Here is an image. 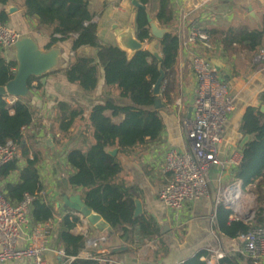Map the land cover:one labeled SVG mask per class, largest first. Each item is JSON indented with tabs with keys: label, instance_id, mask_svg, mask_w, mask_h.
<instances>
[{
	"label": "crops",
	"instance_id": "1",
	"mask_svg": "<svg viewBox=\"0 0 264 264\" xmlns=\"http://www.w3.org/2000/svg\"><path fill=\"white\" fill-rule=\"evenodd\" d=\"M114 1L117 0H88L90 12L97 24V35L100 42L117 46L112 30L113 26L117 25L120 29H127L132 25L136 30L138 8H136L135 15L131 12L128 15L129 22L126 20L123 22L122 15L126 11L122 8L125 7L127 10L128 3L133 5V0H118L120 3L118 8H115ZM227 1L231 2L232 0ZM259 2L264 4L261 0ZM171 4L174 5L175 19L173 25L168 29L175 33L179 24V6L192 11L196 5V0H171ZM99 6L101 9L97 12L95 9ZM149 6L146 7L148 14L160 26L155 19L156 12L152 13ZM12 8L16 9L15 14H9V10ZM0 11H5L8 14L9 22L7 25L22 36L34 40L41 50H47L46 46L50 42L49 30L39 26L37 19H28L24 16L25 8L22 0H11L7 6L0 4ZM206 14H201L200 17L196 18L203 23L206 20ZM196 18H192L193 21ZM104 29H108L110 34L103 40L100 37V32ZM203 29L210 34L211 40L213 34L210 32L217 33L216 30ZM73 43L74 38L52 46L51 49L62 50L59 65L53 71L33 82L29 98L24 99L34 114L33 123L26 129L25 133L28 132L35 136L33 141H26V145L32 151L41 154L39 165L40 181L43 188L41 197L44 202L54 208L55 212L54 218L50 220L53 224V230L51 232V250L46 254L47 264L61 263L57 252L63 250L58 242L63 218L66 215L76 217L75 215L78 214L65 208L62 201L63 197L69 198L78 195L83 200L84 191L68 184L71 169L67 166L66 153L75 148L86 150L88 145L93 143L91 130L88 128V118L95 105L104 104L107 100H112L116 105L129 104V100L119 96L116 87L110 88L106 85L102 68H100L97 87L93 91L84 92L77 85L67 81L62 70L73 62L75 56L92 57L97 60V49L83 47L77 52H73ZM218 45L214 55H208V52L214 51V48L209 51H205L200 45L193 48V51L208 56L210 60H220L224 64L225 68L218 73V77L221 82L226 84L229 94L235 99L236 110L229 115L225 136L219 145V159L222 165L213 168L210 174L211 198L186 202L179 222H176L173 213L158 200L159 191L171 180V176L163 172L165 153L169 149H176L181 152H186L189 149L184 120L192 116L197 78L193 68L192 53L179 49L174 71L168 75L165 82V84L170 83L171 75L175 79L174 86L170 83L171 102H167V99L160 95L163 104L160 114L165 125L160 137L156 141H149L135 148L109 150V152L116 151V157L122 167L118 181L124 183L131 190L134 200L141 202L143 206L141 216L151 220L160 233L156 237L143 238L137 229H130V232L124 235L122 227L113 229L111 226L101 232L93 226L85 224L79 218L71 233L85 237V245L79 254L80 256L104 249L107 251L108 257H111L118 264H182L205 251L208 255L201 257V260L208 264L207 261L212 252L220 250L226 257L234 258L233 264H264V262H255L246 255L237 253L241 246L239 239L230 240L219 234L215 221V196L218 189L235 181H241L235 178V170L242 160L241 145L244 140L240 133V127L244 113L249 107L263 106L260 103V96L264 93V64L257 61V54L260 49L256 53L247 49L241 53H234L232 49L238 47L226 49L222 43ZM0 57L6 61L16 60V52L14 48L8 50L0 48ZM4 99L7 102L8 97ZM61 102L72 107H80L84 112V119L76 120L69 131V136L64 141H60L63 133L59 131V123L55 119L59 112L58 104ZM191 108V116L188 118ZM106 115L112 116L111 112H107ZM113 121L120 122L121 118H113ZM47 139L52 140L50 146L45 142ZM31 153L30 151L28 156L31 157ZM22 154L19 157L21 169L26 165ZM17 178L18 173H14L10 181L16 182ZM249 187L255 189L254 185ZM59 203L60 208L57 207ZM35 225L31 223V226ZM0 264H30V262L10 261Z\"/></svg>",
	"mask_w": 264,
	"mask_h": 264
},
{
	"label": "trees",
	"instance_id": "2",
	"mask_svg": "<svg viewBox=\"0 0 264 264\" xmlns=\"http://www.w3.org/2000/svg\"><path fill=\"white\" fill-rule=\"evenodd\" d=\"M28 19H37L38 25L49 30L50 42L46 46L50 50L57 43H64L74 38L72 50L77 52L83 47L97 49V60L92 57L75 56L73 62L62 70L70 84L77 85L84 92L96 89L100 68L103 69L105 83L108 87H116L122 99L129 100L128 105H116L112 100L95 105L89 114L88 128L91 130L92 144L86 150L75 148L66 153L67 166L71 169L68 184L81 188L83 200L95 213L109 223L113 229L122 227L126 235L130 229H137L143 237H156L159 230L156 225L144 216L134 217L135 200L131 190L118 181L122 171L116 156L109 153L110 149H128L156 141L164 130V122L160 110L155 108L157 96L154 86L160 76L159 68L165 71L166 77L160 88V95L171 102L170 83L165 84L167 77L174 71L179 54V39L174 32L165 36L160 42L159 50L162 60L158 61L145 51L138 52L132 59L117 46L100 42L97 35V24L93 23V14L89 9L88 0H22ZM148 7L152 0H136ZM11 0H0L7 6ZM147 8H138L136 16L137 38L150 41V30L147 21ZM155 19L161 27L168 28L174 23L171 0H158ZM9 22L8 14L0 11V23ZM214 34L213 31L210 32ZM226 49L242 47L256 53L264 43V29L249 31L229 30L221 39ZM17 61H6L0 57V86H5L15 74ZM41 77H33L32 83ZM160 98V96H159ZM161 99V98H160ZM264 106V93L260 96ZM55 117L59 123V131L63 133L60 141L69 136V131L76 120L84 119L80 107H72L67 103L58 104ZM111 112L112 116L106 115ZM34 114L24 99H17L9 105L0 99V146L14 141L21 149L25 158L24 168L19 167L20 158L0 167V181L4 185L5 198L12 204H19L26 195L34 196L29 219L32 224L50 221L54 218V208L43 201V188L40 181L39 165L41 154L32 151L23 141H33L35 136L25 133L33 123ZM113 118H121L114 122ZM240 133L248 138L242 148V160L235 170V178L243 182V187L254 185L255 212L254 218L247 223L243 220L231 219V210L219 206L215 214L216 229L222 236L234 240L247 234L251 229L264 227V113L261 106L249 107L242 118ZM31 157L28 156L29 152ZM18 173L16 182L10 178ZM70 215L63 218L58 234V242L68 256L78 257L85 245V237L72 234L79 218L70 221ZM207 252H200L194 258L182 264H206L201 257ZM234 258L226 257L222 262L233 264ZM71 264H96L94 261L79 258Z\"/></svg>",
	"mask_w": 264,
	"mask_h": 264
},
{
	"label": "built area",
	"instance_id": "3",
	"mask_svg": "<svg viewBox=\"0 0 264 264\" xmlns=\"http://www.w3.org/2000/svg\"><path fill=\"white\" fill-rule=\"evenodd\" d=\"M212 0H196L192 11L183 6L178 8V27L175 31L179 39V49L192 53L193 68L197 78V90L194 97L192 116L184 120L189 149L181 152L169 149L164 156V174L170 175V182L158 193V200L172 213L176 222L181 220V212L186 202L202 198H211V170L221 166L219 145L222 143L230 113L235 110V99L229 94L226 84L220 81L208 56L193 51L200 45L205 51L213 49L210 34L197 26L192 14L205 8ZM264 3V0H261ZM96 23L95 20L92 21ZM21 34L7 24L0 23V48L8 50L14 47ZM257 61L264 64V44L257 54ZM11 72L16 74L17 68ZM18 98L8 97L12 105ZM21 149L14 141L0 146V167L19 158ZM245 189L242 181L218 189L215 196V214L219 206L231 210V219L247 223L254 218V210L245 208ZM34 196L26 195L19 204H12L4 194V185L0 181V263L10 261H29L30 264H47L46 254L51 250V221L31 226L29 212ZM253 203V200H251ZM85 224L87 221L76 214ZM73 221L74 216H70ZM240 250L255 262H264V227L251 229L240 236ZM60 264H71L82 258L96 264H118L104 249L78 257L68 256L59 250ZM226 255L220 250L212 252L208 264H223Z\"/></svg>",
	"mask_w": 264,
	"mask_h": 264
},
{
	"label": "water",
	"instance_id": "4",
	"mask_svg": "<svg viewBox=\"0 0 264 264\" xmlns=\"http://www.w3.org/2000/svg\"><path fill=\"white\" fill-rule=\"evenodd\" d=\"M133 5L136 8L145 9L146 7L133 0ZM16 9L9 10V14H13ZM248 11L251 16L255 18L252 8L249 7ZM147 21L150 30V41H141L137 38V32L134 26L130 25L127 29H120L117 25H114L112 30L117 42V47L127 54L128 59H132L138 52L145 51L151 55L154 59L161 61L162 54L159 50L160 42L165 36L171 33L168 28L160 27L149 14H147ZM17 61V72L14 78L9 81L5 86H0V99L6 97H14L18 99H27L30 95L29 81L33 77H43L49 72L53 71L59 65V59L62 55V50L50 49L41 50L37 43L29 37L21 35L18 42L14 45ZM211 63L214 66L216 73H220L224 68V64L220 60L211 59ZM160 76L154 86V95L157 96L155 102V108L160 110L163 108L160 96V88L165 80L166 74L162 68H159ZM192 108L188 114V118L191 116ZM261 112L264 113V106L261 107ZM248 141L245 138L241 147L243 148ZM46 144L50 146L52 144L51 139L45 140ZM26 144L22 142V146ZM111 155L116 156V151L109 152ZM65 208L72 210L80 214L90 226L103 232L110 228L101 215L95 213L86 203L82 200L81 196H73L62 199ZM60 208V203L57 205ZM143 214V206L139 200H135L134 217H139Z\"/></svg>",
	"mask_w": 264,
	"mask_h": 264
},
{
	"label": "rangeland",
	"instance_id": "5",
	"mask_svg": "<svg viewBox=\"0 0 264 264\" xmlns=\"http://www.w3.org/2000/svg\"><path fill=\"white\" fill-rule=\"evenodd\" d=\"M120 5L119 1H114L115 8H118ZM128 9L126 10L125 7L122 8L125 10V14L122 15L124 18L123 22H129V14L135 15L136 14V7L130 3L127 5ZM208 6V7H207ZM203 8L202 10H198L192 14V18L200 17L201 14L207 13L206 20L199 21L197 18L195 19V24L199 27L206 28L208 31L216 30L217 33H214L212 36L211 44L214 48V51L208 52V55H214L218 48V44H221V39H223L224 35L229 30H257V29H264V4L260 3L259 0H232L228 2L227 0H212L208 5ZM99 8L95 9L97 12L100 10ZM174 5L171 4V8ZM252 8V12L255 16L253 18L248 11V8ZM208 8V9H207ZM149 9L152 13H155L158 9V0H152L149 6ZM200 12V13H199ZM15 14V13H13ZM126 15V17H125ZM198 20V21H197ZM164 28V27H162ZM110 31L108 29H104L100 32V37L104 40L106 36H109ZM234 53H241L245 51L242 47H238L237 49H232ZM172 86L175 85V79L173 76H170L169 79ZM175 98V93H174ZM236 110V109H235ZM234 110V112H235ZM232 112V114L234 113ZM231 114V116H232ZM230 116V117H231ZM82 128V127H81ZM79 130H81L79 128ZM20 157V156H19ZM254 188L248 187L245 192V200H243V206L245 208H250L255 210V195H254ZM253 200V203L251 202Z\"/></svg>",
	"mask_w": 264,
	"mask_h": 264
}]
</instances>
